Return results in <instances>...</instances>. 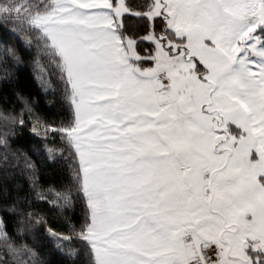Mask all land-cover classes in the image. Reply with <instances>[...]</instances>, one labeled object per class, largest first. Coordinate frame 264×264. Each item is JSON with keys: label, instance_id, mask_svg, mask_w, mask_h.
<instances>
[{"label": "snow or ice", "instance_id": "snow-or-ice-1", "mask_svg": "<svg viewBox=\"0 0 264 264\" xmlns=\"http://www.w3.org/2000/svg\"><path fill=\"white\" fill-rule=\"evenodd\" d=\"M0 28V264H49L38 235L61 264H264V0H0ZM28 64L46 103L7 89Z\"/></svg>", "mask_w": 264, "mask_h": 264}, {"label": "trees", "instance_id": "trees-1", "mask_svg": "<svg viewBox=\"0 0 264 264\" xmlns=\"http://www.w3.org/2000/svg\"><path fill=\"white\" fill-rule=\"evenodd\" d=\"M23 43L22 38H18L11 30L0 28V56L3 54L5 48H10L12 46L20 47ZM2 80V77H0ZM9 91L12 90H23L25 95L32 94L34 97L39 92L41 98L44 99V102H47L46 98H43V89L40 82V77L38 74V66L33 67L31 64L21 66V71L16 73L14 81L12 84L7 85ZM5 90V85L0 82V93H3ZM17 146L24 148H32L36 150L38 145L35 139L32 138V134L28 129H25L22 133L17 135ZM37 160L43 161V157L37 152V155L34 157ZM42 167H45L46 170L43 172V176L47 179L52 175V169L47 168L46 165L42 164ZM35 240L38 244L42 245L41 251L43 252V258L49 262V264H61L60 257L52 251L54 245L49 244L47 240H42L38 235L35 237Z\"/></svg>", "mask_w": 264, "mask_h": 264}]
</instances>
